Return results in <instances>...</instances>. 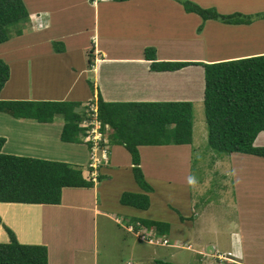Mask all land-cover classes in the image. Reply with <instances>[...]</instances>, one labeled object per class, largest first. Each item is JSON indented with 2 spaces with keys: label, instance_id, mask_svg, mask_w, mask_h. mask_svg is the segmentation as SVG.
Listing matches in <instances>:
<instances>
[{
  "label": "rangeland",
  "instance_id": "1",
  "mask_svg": "<svg viewBox=\"0 0 264 264\" xmlns=\"http://www.w3.org/2000/svg\"><path fill=\"white\" fill-rule=\"evenodd\" d=\"M45 1L46 0H26L30 9L42 8V4L40 3H44ZM71 1L74 3V0H61L56 2L57 4H54L53 7L57 9L56 11H52V13H54L52 19L45 17L42 29H35V27H33L27 28V30L24 31L23 26L20 37L19 33L16 34L17 30L21 28L20 24H15V26H11L12 28L9 27L8 32L11 34L10 40L7 41L8 43L6 46L0 47V58L8 63L20 58L19 56H23V61L28 53V51L24 49L25 45L32 44L34 52V49L39 47L37 44L41 43L40 40L44 38L49 48H52V46L61 48L63 46L61 44L62 42L66 43V40L70 41L71 38H74L77 40L75 42L76 45L82 50V57H77V60L82 63L83 57L86 58V54H84L83 50L85 41L82 35L85 36V40L88 44H90V42L88 36L85 34H81L80 37H77L74 32L75 30H81V28L84 29L86 27L88 29L90 28V31H92L93 22H97V19H94L93 16L90 17L88 12L80 16L77 12L73 11L64 14L65 10L75 8L71 4ZM190 1L202 7H213L220 14H227V11L230 9H235L239 10V13L242 12L241 16L248 15L247 13L251 11L253 5L256 8L254 12H261L259 10H264V0ZM139 2L141 3L139 4L141 10H150L149 15L142 14L138 16L143 20V28L140 30L143 36L138 33L136 34V30L131 31V29L123 28V32L127 31V33H124L126 37H123L122 40L129 39L127 44L138 46L140 43L150 42L148 41L150 36L162 42L165 40H178V35L182 33L190 37L194 34L191 29L192 24H196V21L192 17L180 16L181 14L179 11L181 10L184 12L185 10L179 1H172L176 5L172 12H168L169 7H166L165 0H139ZM78 10H80V8H78ZM245 10L247 11L245 12ZM130 11L134 16L136 15L135 13L137 11L135 8ZM258 12L250 14L252 15L251 17H257L255 14ZM184 13H186V11ZM188 13L190 15L192 14L190 12ZM60 14H63L64 18L56 22L57 25L55 28L54 20L59 17ZM194 15L200 19L196 26H200L205 22L198 14ZM102 19L103 17L101 16L100 21H98L100 24ZM191 19H193V21H191ZM112 20L118 22L119 18ZM51 21H53V23H51ZM35 25H37V22H34V26ZM221 25L224 24L219 20L208 19V21L204 23V28L200 31L205 34V40L202 41L204 53H196V49H194L192 52L188 53L189 56L194 55L200 56V58H213L229 53L232 47L230 42L226 41L225 28ZM259 26L260 25L257 26V29H260L258 32L264 34V24L263 28ZM60 32L64 35L68 33V35H65L68 36V39H54V36L60 34ZM128 34L140 37H136L138 40H132L131 37H128ZM247 34L249 35L250 33L247 32ZM141 37L143 39L140 40ZM156 40L153 42H157ZM121 41H116L114 43L119 44L122 43ZM15 44H20L22 50L20 46L16 50L12 48L11 45ZM10 46L11 50L5 49ZM254 46H256V48L261 47L258 43H254ZM164 52L166 51L162 50L161 54H164ZM50 53V51L46 52L45 55L47 58ZM30 56H37V54H31ZM194 67L195 66H191L186 72V77L190 78L189 88L192 94V99L188 100H191L193 104L192 143L189 146H183V148L156 149L153 153H150L152 154L151 156L147 150H144V160L146 163L149 161V167L144 163V170L142 168L143 173L144 171L146 173L149 172V168L154 167L151 162L157 157V159L154 160V164L156 168L163 169V171L155 170V174L153 175L154 179H152L150 175H148L150 180L146 179L152 188L148 191L151 203V211L149 213L153 216L151 218L172 223L174 220L180 221L179 217H182L183 221L179 223L184 227L174 226L171 228V231L165 233V235L157 236V239H160V241H162V239H167V243H150L148 238H140L136 235L135 231L128 230L126 226L125 212L119 209L120 206H118L117 202L119 190L121 187H124L123 185L117 189L111 185L104 186L106 197H104L103 206L101 207L107 208V213L105 214H101L93 209L94 202L100 200V194L99 197L97 195L94 196V192L92 193L89 187H66L62 190V208L61 210L56 208L54 212L53 209L32 208L27 210L24 209V207L18 206L23 205V203L0 202V217L2 218V223L4 222V224L9 226L12 230L13 228L17 230L19 236L18 241L22 243L46 245L48 249V264H156L158 260L172 261L176 264H204L207 262L209 257L203 258L201 257L202 253L197 252L200 249L199 246H201L196 240V237L198 238L199 235L195 233V236L193 229H190L191 224L193 222L194 225L197 223L198 228V224L201 222L200 229L212 225H214L216 229H225L227 226H237L239 217H243L245 213L242 212V214L240 213L239 216H236V207L238 205H241V208H247L248 205H255V207L262 206L264 204V157L246 153H220L208 145L207 125L203 105L204 90L201 88L202 85L204 87L203 70L200 69V66L196 69ZM41 68H43V71L41 73L38 71V74H35L36 79H38V76L46 79L45 71L47 69V59L40 63V69ZM14 70L16 73L18 72V68ZM17 80L18 77H16L13 84H15ZM25 80L29 81V78L25 76ZM31 80L33 81V78ZM88 85L91 87L90 84ZM90 90L92 91L93 89L90 88ZM8 117H11V114L8 112H0V136L8 137L5 148H3V152L5 153L16 152L18 155L23 156H39L32 155L34 153L40 154V156L69 159L73 154V150L78 146L67 142H64L63 145H57L62 141L60 136L61 127L55 138H51L53 134L50 137L49 131L42 132L40 136L35 133V139L32 141L36 140L37 143L29 144V142H26L25 139L27 138L24 137L23 133L18 136V140L14 134H10L7 128L4 127L6 123L4 118ZM56 117L54 122L62 125L64 122L63 118L60 116ZM15 123L17 124L18 122ZM17 126L39 127L38 124L33 123V120L23 122V124ZM46 136H48V138L45 140L44 138ZM96 137L97 136L94 135V138ZM260 137L261 138L257 140L258 146H264V133ZM17 146H19L20 149H17ZM114 150L123 153L124 157H129L128 152L121 144L109 142L108 157L110 156V151L112 157ZM57 153L59 154L57 155ZM231 156L236 159H230ZM80 159L81 160L78 162L82 163L84 159ZM218 161L225 163L218 166ZM75 162L76 161H73V164L84 170V175H86L85 171L87 165L80 163L76 164ZM126 166L127 165H123L120 167L125 168ZM116 169H118V167ZM224 171L228 172L227 177L222 175ZM144 176L146 177L145 173ZM101 177L103 179H99L100 181L108 178H104L103 175H101ZM130 177L133 179L131 172ZM116 178L114 183L118 187L122 184V179L116 180ZM99 180L97 179L94 185H97L100 182ZM236 181V190L228 192L224 185L228 183L227 188L230 189L229 183L235 182L236 184ZM138 187L140 186L138 185ZM99 189H101V187ZM246 190H249V195L252 197H247L248 194ZM120 195L121 193L119 194V199ZM100 202H102V199ZM46 207L50 208L49 206ZM112 212L115 214L111 217L110 214H112ZM253 214L256 223H253L254 217L252 215H249L247 220L248 226H253L248 228L252 238L248 239L247 247L260 256L264 253V227L261 228V224L264 226V215L258 208L253 210ZM147 217L150 216L145 215V218ZM2 223H0V242H6L9 240L10 236ZM143 232L145 235L147 231L144 229ZM191 236L194 240L191 244L192 248H187L190 241L188 239ZM212 236L211 233L207 232L203 234V240L209 241L212 239Z\"/></svg>",
  "mask_w": 264,
  "mask_h": 264
},
{
  "label": "crops",
  "instance_id": "2",
  "mask_svg": "<svg viewBox=\"0 0 264 264\" xmlns=\"http://www.w3.org/2000/svg\"><path fill=\"white\" fill-rule=\"evenodd\" d=\"M44 1V0H42ZM61 0H46L42 4V8H33L30 9L26 0H23L28 12H29V20L24 22L22 25L24 26V31L27 28L35 29H42L43 28V21H45V17L48 19H52V11H56L57 8H54L53 5L57 4L56 2ZM166 7H169L168 12H172L175 8V4L172 2L173 0H165ZM78 3V4H77ZM47 4V5H46ZM71 4L75 7L74 9L65 10L64 14L77 12V14L83 15L87 12L89 13L90 17L93 16L94 19H97V22H93V30L90 31V28L87 27L81 30H75V34L77 37H80L81 34H85L88 36V40L90 44H88L85 40V36L82 35L85 44L83 46L84 54H86V58L88 60V54L90 51V55L93 57V61L91 65H88V61L85 57H83V62L77 60V57H82V50L80 47L76 45V41L74 38H71L70 41L66 40V43L62 42V47L59 50H55L57 48L47 47L46 39L40 40L41 43L37 45L39 47L35 48L34 52L32 49V44L25 45L24 49L28 51L25 56V60L22 61L23 56H19L15 60L8 62L10 67V76L7 82L5 83L4 87L0 91V99H27V100H74V101H81L82 105L90 102L93 97H96L95 93H92L90 87L88 85V80L94 83L95 88H97L103 100L110 101V102H127V101H189L188 99L191 98V91L189 88L190 78L186 77V72L191 68V66H195L194 68H199L203 70V77H204V68L202 65H188L184 66L177 70H162V71H155L150 69V60L145 59L144 57V50L146 47L152 46L155 48V57L158 61H167V60H182V61H200V62H217L222 60H229V59H236V58H243L247 56H253L257 54H264V34L258 32L260 29H257V26L263 28L264 24V17H254L252 21L247 23H223L221 25L225 28V39L227 42H230L231 49L229 53L223 56H216L213 58H200V56H189V52H192L194 49L196 53H204V48L202 46V41L205 40V34L200 32L204 28V23L201 24V30H198L199 26H196L200 19L197 18L196 13H192L191 15L186 12H182L181 10L179 13L180 16L192 17L195 19L196 24H192V32L194 34L190 37L185 33L178 35L179 39L175 41H158L155 37L150 36L148 38L150 42L140 43L137 45L127 44L128 40H122L123 37H126L123 32V28L131 29V31L136 30V34L143 36L140 30L142 27V19L138 16L142 14L149 15L150 10H141L139 7V0H127V1H115V0H74V3L71 1ZM80 8V10H78ZM137 11L135 16L131 13L130 10L134 9ZM256 8L252 7L251 11L247 13L248 15L253 14ZM134 11V10H133ZM240 12L239 10L230 9L227 11V14L232 12ZM247 10H245L246 12ZM264 13V10H259ZM242 13V12H241ZM225 14V13H224ZM246 14V13H244ZM103 17L101 24L100 17ZM133 16V17H132ZM63 14H60L59 17L55 18L54 24L56 28V22L61 21L63 19ZM84 18V17H83ZM115 18H119L118 22H114ZM201 18V17H200ZM193 21V19H191ZM190 21V22H191ZM34 22H37V25L34 26ZM53 23V21H51ZM101 25V26H100ZM191 25V24H190ZM120 28V30H119ZM146 28V26H145ZM121 31V32H120ZM250 33L249 35L247 34ZM124 34V35H123ZM65 35H68L66 33ZM62 32L60 34L55 35L54 39H68V36H65ZM101 35V36H100ZM251 35V37H250ZM21 37V35H19ZM128 37H131L132 40H136L140 36H133V34H128ZM137 37V38H136ZM143 39L142 37L140 40ZM10 40V38H9ZM7 40V41H9ZM122 40V41H121ZM138 40V39H137ZM157 42H153V41ZM7 41L0 43V47L6 46L8 43ZM121 41L122 43L115 44L114 42ZM254 43H258L259 46H254ZM42 44V45H41ZM12 48L15 50L21 45L15 44L11 45ZM5 48L10 49L11 48ZM140 46V47H139ZM194 47V48H193ZM193 48V49H191ZM11 50V49H10ZM22 50V49H21ZM165 50L164 54H161V51ZM50 51V55L48 58L46 57V52ZM188 51V52H187ZM187 52V54H186ZM31 54H37V56H30ZM47 59V69L45 71L46 79L43 77H39L38 79L35 78V74H38V71L41 73L43 68L40 69V63L44 62ZM21 60V61H20ZM27 60V61H26ZM18 68V72L14 70ZM49 74V75H48ZM18 80L15 84H13L16 77ZM29 78V81L25 80ZM166 76V77H163ZM22 78V79H21ZM33 78V81L31 80ZM19 82V83H18ZM204 90L202 85L201 87ZM83 90V91H82ZM204 96V91H203ZM191 101V100H190ZM2 112V111H0ZM57 118V117H55ZM54 118V119H55ZM39 122L35 119L30 118H15L11 115V117L4 118L6 123L4 127L7 128V131L10 134H14L15 137L19 140V135L23 133L24 137L27 139L26 142L30 143H37L35 139V133L40 136L42 132H49L51 138H55L58 134L59 128L62 125L54 122ZM29 120H33V123L38 124L39 127H18L17 125L23 124V122H28ZM92 121V120H91ZM91 121L83 120L81 125H89ZM15 122L21 123L16 124ZM42 126V127H40ZM264 133V130L259 132L257 135L254 144L258 145L257 140L260 139L261 135ZM36 134V135H37ZM6 137V142L8 137ZM48 136L44 139L46 140ZM5 142V144H6ZM66 143V142H65ZM72 143L74 145H78L74 150L73 154L69 159L63 158H52L47 156H40V154H32L38 156V158H49L53 160H61V161H68L72 162L76 161L75 163L87 165L89 162L90 157V149L87 143H77V142H67ZM5 144L2 147L5 148ZM64 141L57 145H63ZM189 146L190 144H168V145H148V146H139V153H140V165L144 170V163L148 166L149 161L146 163L144 160V150L148 151V153H153L154 150H165L164 148H174L183 146ZM123 146V145H122ZM124 147V146H123ZM17 149H20L17 146ZM126 150V149H125ZM141 150V151H140ZM127 151V150H126ZM13 154H17L13 152ZM59 153H57L58 155ZM129 154V153H128ZM152 154H150L151 156ZM126 156V155H125ZM83 158V162H78ZM148 158V156H147ZM157 157L154 158V160ZM230 159H236L232 157ZM116 160V161H115ZM151 160V159H150ZM154 160L151 164L154 167L149 168V172H145V179H149L148 175L151 176L152 179L153 175L155 174V170L163 171V169L156 168L154 164ZM218 160V159H217ZM127 161V162H126ZM225 162L218 161L217 164L220 166ZM74 165V164H73ZM127 165L125 168H121L120 166ZM118 167V169H116ZM149 167V166H148ZM83 171V170H82ZM227 171V170H226ZM224 171L222 173L223 176H228V172ZM98 175H103V181H99V185H93L91 188L92 193L94 192V196H98L100 194V200H96L93 205V209L95 211L105 214L107 213V208L101 207L103 206L104 197L106 194L104 192V186H114L115 189L120 188V192L117 196V202L120 210L125 212V219L128 220L130 217H144L145 215L150 216L147 217L148 219L153 216L150 215L151 211V203L147 209H140L131 205L121 204L119 202V194L125 190L134 191V192H144L136 182L130 177L131 170V159L129 157H124L123 153L120 151H115L111 157V151L109 156V161L107 163L102 162V164L98 167ZM86 173V172H85ZM84 174V173H83ZM117 177V178H116ZM116 180L122 179V184L117 187L114 183ZM98 179V178H97ZM150 180V179H149ZM228 184V183H227ZM227 184L224 186L228 192H232V190H236L237 188V181L229 183L230 189L227 188ZM96 187V188H95ZM101 187V189H99ZM63 190V189H62ZM248 196L249 190H246ZM226 192V191H225ZM148 193V192H147ZM150 197V194H148ZM93 196V198H94ZM102 199V202H100ZM62 200V199H61ZM63 205L62 202L59 204H23L18 205L20 207H24V209H32V208H44V209H53V212L56 208L61 210V206ZM49 206L50 208H47ZM258 208L262 211L264 215V204L262 206L255 207V205H248L247 208H241V205L236 207L237 212L236 216H239L240 213L245 212L243 217H239V222L237 226H227L225 229L220 228L216 229L214 225L212 226H205L200 229V224L197 223L194 225V222L191 224L190 229H193L194 234L196 233L198 238L196 240L200 243L201 246L198 253H202L201 257L207 258L209 257L208 261L204 264H264V253L260 256L255 254L250 248L247 247L248 239L252 238L250 236V232L248 228L253 226H248L247 220L249 215L253 214V210ZM116 211V210H114ZM114 212H112L111 217L114 216ZM127 215V216H126ZM180 218V217H179ZM2 219V218H1ZM159 220V219H154ZM174 220L170 224L166 233L171 231V228L174 226H183L179 222H182L183 219ZM4 223V222H3ZM256 223L255 217L254 222ZM9 227V226H8ZM184 227V226H183ZM186 227V225H185ZM263 224H261V228H263ZM146 228V227H145ZM149 229V228H147ZM155 231L154 229H152ZM151 230V231H152ZM198 230V231H196ZM218 230V231H216ZM15 232V236L19 239L18 232L15 228L12 230ZM221 231V232H219ZM156 232V231H155ZM211 233L212 239L209 241L203 240V234ZM193 234V233H192ZM195 234V236H196ZM158 235H165V234H156ZM264 236V233H263ZM190 240L187 248H192V236L188 239ZM264 240V237H263ZM250 242V241H249ZM213 260V261H212ZM94 262V261H93ZM172 262V261H171ZM175 263V262H174Z\"/></svg>",
  "mask_w": 264,
  "mask_h": 264
},
{
  "label": "trees",
  "instance_id": "3",
  "mask_svg": "<svg viewBox=\"0 0 264 264\" xmlns=\"http://www.w3.org/2000/svg\"><path fill=\"white\" fill-rule=\"evenodd\" d=\"M176 1L183 5L186 12L198 14L203 21L216 19L225 23H250L254 19L252 15L241 16L237 11L220 14L213 7H202L190 0ZM255 15L264 17V13ZM27 20L29 12L23 0H0V43L9 40L11 34L8 29L15 24L21 25L16 32L20 35L22 24ZM198 30H201V25ZM88 56V65H91L93 57L90 51ZM144 57L150 60V69L155 71L202 65L208 145L220 153L264 157V146L254 144L259 132L264 130V54L217 62L158 61L155 48L149 46L144 50ZM9 76V64L0 58V91ZM88 84L93 89L92 93L97 90L96 97L84 105L74 100L0 99V111L16 118H30L39 122H52L56 116H60L64 120L61 140L84 142L89 147L92 145V133L88 129L92 125L81 123L83 120H98L103 136L109 142L123 145L129 153L133 178L144 190H125L120 195V202L147 209L150 205L147 192L152 188L140 165L139 146L191 144L193 104L191 101L110 102L103 100L92 81L88 80ZM92 105L95 109H91ZM5 142L6 138L0 136V202L59 204L63 188L94 185L93 180L83 175L81 168L71 163L5 153L2 151ZM97 178L102 177L98 175ZM125 221L126 226L133 227V230L146 227L158 234H165L170 226L168 222L144 217H130ZM2 225L10 237L8 241L0 242V264H48L46 245L22 243L11 228L4 223ZM156 264L176 263L158 260Z\"/></svg>",
  "mask_w": 264,
  "mask_h": 264
},
{
  "label": "built area",
  "instance_id": "4",
  "mask_svg": "<svg viewBox=\"0 0 264 264\" xmlns=\"http://www.w3.org/2000/svg\"><path fill=\"white\" fill-rule=\"evenodd\" d=\"M89 133H92L91 136V140H92V149H91V155H90V161L88 163V166L90 168H92V170L89 173V176L95 180L96 177V169L100 166V164L102 162H106L107 161V154H108V140L107 138L102 136V133L99 130V123L96 122L95 126L91 127L88 130ZM97 134V135H96ZM94 135L97 136L96 138H94ZM100 140L103 141V145L100 146ZM100 152V155H97V152ZM118 221V220H117ZM146 230V234L144 235L143 230ZM128 230L130 231H135L136 235H138L140 238L146 239L148 238V241L150 243L153 242H160V243H167V239H162V241H160V239H157V235L155 233V231H153L152 229H147L144 227H139V229L137 230H133V227H128ZM152 230V231H151Z\"/></svg>",
  "mask_w": 264,
  "mask_h": 264
},
{
  "label": "clouds",
  "instance_id": "5",
  "mask_svg": "<svg viewBox=\"0 0 264 264\" xmlns=\"http://www.w3.org/2000/svg\"><path fill=\"white\" fill-rule=\"evenodd\" d=\"M91 109H95V107L92 105L91 106ZM96 122H98L99 123V130H100V132L102 133V131H101V129H100V122L98 121V120H95V119H92V121H91V123L89 124V125H92L91 127H93V126H95V123ZM90 127V128H91ZM89 128V129H90ZM88 129V130H89ZM102 136H103V133H102ZM104 137V136H103ZM106 138V137H105ZM108 140V139H107ZM100 143H103V141H101L100 140ZM107 144H108V146H109V140H108V142H107ZM101 146V145H100ZM89 149H90V155H91V149H92V145L89 147ZM108 151H109V148H108ZM97 155H100V152L98 151L97 153H96ZM108 155V154H107ZM89 161H90V157H89ZM109 161V157L107 156V161L105 162V163H107ZM89 163V162H88ZM102 164V163H101ZM100 164V165H101ZM92 170V168H90L89 166H88V164H87V169H86V175H84L86 178H88V179H90V180H93L90 176H89V173H90V171ZM84 171V170H83ZM96 171H97V173H96V177H95V180H93L94 182L97 180V176H98V174H99V172H98V168L96 169ZM84 173V172H83ZM156 233V232H155Z\"/></svg>",
  "mask_w": 264,
  "mask_h": 264
}]
</instances>
